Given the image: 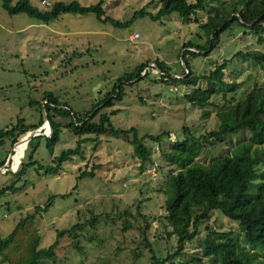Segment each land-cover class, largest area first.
<instances>
[{"label":"rangeland","instance_id":"rangeland-1","mask_svg":"<svg viewBox=\"0 0 264 264\" xmlns=\"http://www.w3.org/2000/svg\"><path fill=\"white\" fill-rule=\"evenodd\" d=\"M1 1L0 129H9L17 119H22L23 124H35L39 114L43 118V92H50L72 112L81 114L90 110L110 90L118 75L142 62H147L146 74L133 83L122 84L121 98L112 100L111 106H99L98 113L115 110L109 116L112 126L134 127L138 136L165 132L168 138L162 135L163 144L180 140L189 133L198 136L215 129L218 123L215 113L222 102L240 99L253 85L264 87V63L234 56L237 51L264 52V43H257L256 36L236 21L219 33L218 43L207 55L181 56L184 49L195 52L189 47L182 48L184 42H205L201 26L207 16L226 5V11L232 4L237 6L235 0H214L188 17L170 13L157 20L150 19L146 13L154 14L159 0H100L105 16L120 22L129 20L125 27L101 23L92 13H64L42 23L24 13L8 14ZM15 1L11 0V4ZM28 1L38 9L48 8L40 4L41 0ZM44 1L51 5L54 1L71 0ZM75 1L89 5L98 0ZM139 10L145 14H135ZM133 31L139 37L129 41L127 35ZM183 59L189 66L184 71L192 74L207 70L211 62L225 60L223 79L238 85L224 97L221 92L210 97L212 104L204 108L207 117L202 116L201 108L184 99V93L192 87L179 81L171 84L159 81V71L152 62L157 60L172 76L182 77ZM202 85L203 82L197 84ZM54 119L60 123L67 120L59 115H54ZM41 132L48 136L50 128ZM247 136V131L242 130L227 136L223 142L205 143L197 159L207 163L212 156L227 152L230 141ZM88 137L90 140L81 144V154L63 162L55 174H43L41 169H35V164L16 179L11 173L20 162L26 161L28 149L23 144L12 148L7 169L0 168V189L9 187L0 192V236H6L15 222L31 213L35 205H42L48 196L55 195L49 207L33 222L40 236L39 248L51 244L58 230L83 222L92 214L96 220L93 226L85 223L74 235L60 237L55 258L43 264H149L151 252L148 246L144 248L143 236L155 255L162 257L172 252L175 238L166 235L170 227L163 218V203L169 183L166 176L174 167L159 159L160 149L151 141L143 142L151 154L150 160L141 165L132 154L128 137L100 135L98 144L92 141L93 135ZM36 141L38 147L32 157L35 163L45 166L51 163L53 155L73 147L76 136L61 128L52 154L48 153L44 138ZM12 146L8 139L0 144V166ZM89 170L92 176L78 177L82 171ZM10 186L19 190L13 193ZM208 225L217 231H227L231 226L237 232L235 222L218 210H213ZM204 233L201 225L198 236L184 244L183 253L174 257L173 263L182 264L183 259L198 256L202 264H212L200 254L199 240Z\"/></svg>","mask_w":264,"mask_h":264},{"label":"trees","instance_id":"trees-1","mask_svg":"<svg viewBox=\"0 0 264 264\" xmlns=\"http://www.w3.org/2000/svg\"><path fill=\"white\" fill-rule=\"evenodd\" d=\"M214 0H159V6L154 14L146 13L152 20H157L163 15L176 13L185 18L193 14L197 9L208 5ZM238 4L222 7L208 15L201 26L205 42L202 44L186 41L182 44V58L185 54L207 55L218 43L219 33L227 28L233 21L242 25L256 36L257 43H264V0H235ZM1 7L10 15L24 13L35 20L47 23L57 18L60 14L92 13L95 19L101 23L108 22L115 27H125L129 20L120 22L105 16L101 7V1L94 4L81 5L75 0L69 2L54 1L47 9L41 10L31 5L28 0H2ZM236 13V16L231 13ZM137 15L145 14L139 10ZM234 56L241 60H250L257 64L264 63V52L258 50L237 51ZM158 68V79L164 83L181 82L192 88L184 93V99L199 108L202 116L207 117L208 111L204 108L211 105L210 97L221 92L222 97L227 91H235L237 83L227 82L223 79V70L227 61L211 62L212 66L207 70L192 74L189 66L183 59L184 68L182 77H175L163 63L152 61ZM147 62L136 65L132 70L118 75L109 91L93 103L90 110L83 113L72 112L67 109L64 102H59L50 92H43L41 100L44 102L41 108L49 124L48 136L37 135L26 142L28 149L26 161H22L16 171L11 174L17 179L23 176L27 169L37 165L35 169H41L43 174H55L60 170L61 164L74 155L81 154V144L90 140L98 144L100 135L113 137H128L132 154L138 158L141 165L150 160L151 151L144 145V140L155 143L160 149L159 159L170 166L166 195L164 199V215L166 224L170 227L166 235L174 236L175 244L172 252H166L162 257L155 255L145 236L144 248L149 247L151 255L149 264H176L172 259L183 253L184 244L198 236L199 227L202 225L205 231L199 240V249L202 257L212 264H264V87L253 85L240 99L234 101L225 100L217 107L216 118L218 120L215 129L204 134L194 136L186 134L182 139L168 141L163 144L161 137L167 133L161 132L155 135H137L134 127L126 129L115 128L110 122L109 112H99L100 107L112 105V100H119L122 95V84L133 83L146 74ZM143 72V73H142ZM203 82L202 86H197ZM233 99V97H232ZM100 106V107H99ZM40 113V112H39ZM54 115L67 118L60 123L54 119ZM96 116V118H95ZM43 119L39 114L35 124H23L22 119H17L9 129H0V144L8 139L13 144L18 138L31 129L37 128ZM44 122V121H43ZM43 124V123H42ZM61 128L76 136L75 145L59 151L53 155L51 163L45 166L35 163L32 155L38 147L37 138L45 140V147L52 154V147L58 140ZM186 130L185 128H183ZM246 130L248 136L242 139L230 141L227 152L212 156L207 163L197 159V156L205 143L223 142L229 135H237ZM48 134V133H47ZM24 140L14 143L17 149ZM4 163V162H3ZM92 176L91 170L82 171L78 177ZM8 186L2 187L3 192ZM19 187L10 186L11 192L18 191ZM55 195L48 196L42 205H35L31 213L21 216L14 224L11 231L0 236V263L6 264H43L45 260L55 258V247L58 239L63 235L75 234L84 224L93 226L96 215L83 222H75L67 229L55 232L54 241L44 248H39L40 236L34 227V219L44 212L51 204ZM60 197L66 194H59ZM213 210H218L226 219L235 222L237 232L233 228L227 231H217L208 225ZM144 234V233H143ZM165 239V238H164ZM74 248L79 250L76 243ZM182 264H202L198 256L185 258Z\"/></svg>","mask_w":264,"mask_h":264},{"label":"water","instance_id":"water-1","mask_svg":"<svg viewBox=\"0 0 264 264\" xmlns=\"http://www.w3.org/2000/svg\"><path fill=\"white\" fill-rule=\"evenodd\" d=\"M156 69H158L157 67H156ZM43 121H46V123H47V126H48V128H49V124H48V122H47V119H46V116H45V114L43 113ZM43 121H42V123H43ZM40 124L37 128H35V129H32V130H30L29 132H26L23 136H21L16 142H18L19 140H24L25 141V143L31 138V137H34V136H37V135H42V134H45L44 132H41L40 130L42 129V126H43V124ZM16 142H14V143H16ZM10 153L11 152H9V154H8V157H7V159L5 160V163L4 164H8V158H9V155H10ZM1 167V166H0Z\"/></svg>","mask_w":264,"mask_h":264},{"label":"built area","instance_id":"built-area-1","mask_svg":"<svg viewBox=\"0 0 264 264\" xmlns=\"http://www.w3.org/2000/svg\"><path fill=\"white\" fill-rule=\"evenodd\" d=\"M40 4H42V5H44V6H49V3L47 2V1H44V0H41L40 1ZM139 37V34L136 32V31H133V32H131V33H129L128 35H127V39L129 40V41H134V40H136L137 38ZM13 145H14V143H13ZM12 148H13V146L11 147V151L10 152H12ZM10 156V155H9ZM8 162H9V158H8ZM7 165L8 164H3L0 168H2L3 170L5 169H7L6 167H7Z\"/></svg>","mask_w":264,"mask_h":264},{"label":"bare ground","instance_id":"bare-ground-1","mask_svg":"<svg viewBox=\"0 0 264 264\" xmlns=\"http://www.w3.org/2000/svg\"><path fill=\"white\" fill-rule=\"evenodd\" d=\"M44 128H45V130H46V129H49L48 126H47L46 121L43 122V128H42L40 131H42ZM22 144H23V145H26L25 141H23V142L21 143V145H22ZM21 145H20V146H21ZM11 153H12V152H11Z\"/></svg>","mask_w":264,"mask_h":264}]
</instances>
